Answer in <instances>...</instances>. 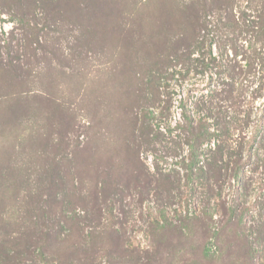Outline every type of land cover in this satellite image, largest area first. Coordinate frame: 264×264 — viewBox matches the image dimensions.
I'll return each mask as SVG.
<instances>
[{"label":"rangeland","instance_id":"374dc122","mask_svg":"<svg viewBox=\"0 0 264 264\" xmlns=\"http://www.w3.org/2000/svg\"><path fill=\"white\" fill-rule=\"evenodd\" d=\"M263 222L264 0H0V264H264Z\"/></svg>","mask_w":264,"mask_h":264},{"label":"trees","instance_id":"16d2710c","mask_svg":"<svg viewBox=\"0 0 264 264\" xmlns=\"http://www.w3.org/2000/svg\"><path fill=\"white\" fill-rule=\"evenodd\" d=\"M229 61L225 62V66L226 68H223V72L225 73V78L223 80L224 86L226 87V91L229 93L230 92H234L236 88L235 84V79L237 77V75L241 72V69L239 68V65L237 66V64L232 63L233 59L228 58ZM207 114L206 116H211L214 117V121L215 123L219 122V116L212 114L210 112V110H206ZM227 120V119H226ZM222 122V120H221ZM208 120L206 119V117L200 116L199 118L196 119H191L190 117H187L185 120V124L183 122H181L179 124V127L184 131L186 130V132H188V135H186L184 137L185 141H187L193 150L197 151L195 153V157L192 158L191 160V164L194 163H199V160L197 161L196 157H198V149L199 147H201L202 143L204 141L209 140L210 136L212 135L209 131V127L207 125ZM216 123V124H217ZM224 130L225 133H227V130L229 131V125H230V121L224 120ZM147 130L149 129V132L145 134L144 137H147V141L148 143H152L153 141H159L160 143L164 142L163 140L165 139V136L167 134V130L166 131H161V130H156L153 129V127L151 126V124L147 123ZM222 129V127H221ZM169 130H171V128H169ZM155 131V132H153ZM153 132V133H152ZM150 133H152V136L150 135ZM182 142V140H181ZM154 151H159V148L157 150V148H152ZM170 150V148H163L164 152H166V150ZM215 150V151H213ZM212 152V156H213V160L211 161V163L209 162L207 165L208 169L204 170L203 167H196V164H194V166L197 168V172H198V176L201 178H206V177H213V178H218L221 174L222 171L229 169L228 167H226V162H224V156H225V147L223 146V144L219 143L217 145V147L215 149H213ZM230 155V154H229ZM233 162L237 165L239 164V158L238 159H233ZM204 164V163H203ZM224 167H226L227 169H224ZM194 172H190V175L188 176V178L193 174ZM162 174V173H161ZM161 174L157 177L154 176V181L157 182V185L155 186V193L158 194V196L164 200H170L171 198H173V189L176 186V182H177V177L176 175L173 174H163L161 176ZM165 179H169V184L167 186H165ZM151 181V180H150ZM159 184H162V186L164 187L166 191V193H163V191H161L159 189ZM193 191V189H192ZM162 195V196H161ZM164 206V205H163ZM233 213V211L231 212ZM201 217V216H200ZM193 218H195L196 220L199 218V216H189L188 214L186 215H180L179 216V224H175L173 221L166 219V227L169 228H174L180 225H186L189 223V221L193 220ZM240 219H241V215H237V214H230V217L228 216L226 218V221L228 222L229 225L231 224H239L240 223ZM257 229V233H258V238L260 237L262 241H264V222L262 223V225L258 224V226H256ZM253 249V248H252Z\"/></svg>","mask_w":264,"mask_h":264}]
</instances>
